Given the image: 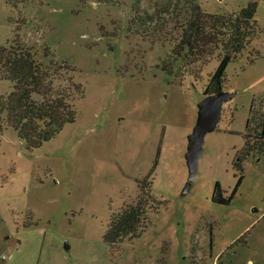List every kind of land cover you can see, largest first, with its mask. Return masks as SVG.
<instances>
[{"label": "rangeland", "instance_id": "rangeland-1", "mask_svg": "<svg viewBox=\"0 0 264 264\" xmlns=\"http://www.w3.org/2000/svg\"><path fill=\"white\" fill-rule=\"evenodd\" d=\"M250 3L256 34L226 67L233 97L183 192L187 137L229 34L203 30L188 53L182 33L196 6L229 23ZM14 39L69 65L84 96L75 122L34 150L2 115L0 264H264V159H241L252 100L264 115V0H0V47ZM10 90L0 78V97ZM240 173L230 203H214L215 183L229 197ZM139 182L156 200L146 228L110 246Z\"/></svg>", "mask_w": 264, "mask_h": 264}, {"label": "trees", "instance_id": "trees-1", "mask_svg": "<svg viewBox=\"0 0 264 264\" xmlns=\"http://www.w3.org/2000/svg\"><path fill=\"white\" fill-rule=\"evenodd\" d=\"M255 9V3L248 4L235 14V21L229 23L219 15L203 14L198 6L193 9L179 42L188 53L202 48L199 47L200 42L203 45L206 38L203 30L208 29L211 35L216 32L221 36L220 30L224 28L228 31L226 34H229V41L223 46L218 67L209 78L205 96L222 92L226 67L256 34ZM48 57L46 49L39 55L35 47L23 45L17 39L9 47H0V78L11 84L9 94L0 97V120L5 115L8 126L17 133L28 150L41 147L43 143L54 138L65 125L74 123V103L76 99L84 96L82 85L75 82L71 75L73 69ZM241 155V159L250 156L264 159V115H257L253 100L245 125ZM234 166L242 172L240 162H236ZM149 176L145 180L148 181L147 188L150 190ZM242 179L240 173L237 185L229 197H223L219 183H215L212 201L220 205L229 204ZM141 183L139 182L136 203L125 206L118 215L111 218L104 236L108 245L113 246L125 239L135 238L146 228V205L156 200Z\"/></svg>", "mask_w": 264, "mask_h": 264}, {"label": "water", "instance_id": "water-1", "mask_svg": "<svg viewBox=\"0 0 264 264\" xmlns=\"http://www.w3.org/2000/svg\"><path fill=\"white\" fill-rule=\"evenodd\" d=\"M233 97L232 93L218 92L207 95L197 104V120L192 133L187 137V152L185 154L188 179L183 192H187L194 180L197 163L202 155L205 136L214 131L220 121L223 104Z\"/></svg>", "mask_w": 264, "mask_h": 264}]
</instances>
